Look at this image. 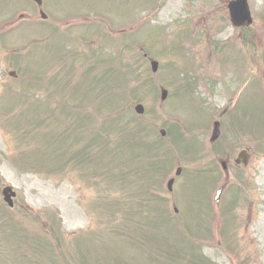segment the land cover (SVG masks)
<instances>
[{
	"label": "rangeland",
	"instance_id": "rangeland-1",
	"mask_svg": "<svg viewBox=\"0 0 264 264\" xmlns=\"http://www.w3.org/2000/svg\"><path fill=\"white\" fill-rule=\"evenodd\" d=\"M47 2L44 21L32 0H0V193L20 192L11 211L0 196V264H264V0L255 42L229 28L230 65L213 57L203 78L172 42L186 7L217 0Z\"/></svg>",
	"mask_w": 264,
	"mask_h": 264
},
{
	"label": "flooded vegetation",
	"instance_id": "flooded-vegetation-1",
	"mask_svg": "<svg viewBox=\"0 0 264 264\" xmlns=\"http://www.w3.org/2000/svg\"><path fill=\"white\" fill-rule=\"evenodd\" d=\"M232 0H221L219 2V11L227 18V11H226V6H228V3Z\"/></svg>",
	"mask_w": 264,
	"mask_h": 264
},
{
	"label": "water",
	"instance_id": "water-1",
	"mask_svg": "<svg viewBox=\"0 0 264 264\" xmlns=\"http://www.w3.org/2000/svg\"><path fill=\"white\" fill-rule=\"evenodd\" d=\"M38 1H39V3H41L42 0H38ZM154 66H155V70H156L157 69L156 64ZM165 96H166V92L164 93V97L163 98H165ZM137 110H139L140 112H143L144 111L141 106H138L137 107ZM215 134H217V135L219 134L218 124H216Z\"/></svg>",
	"mask_w": 264,
	"mask_h": 264
}]
</instances>
